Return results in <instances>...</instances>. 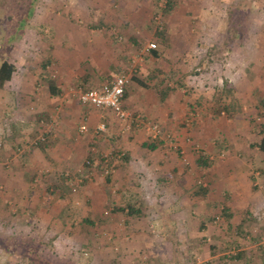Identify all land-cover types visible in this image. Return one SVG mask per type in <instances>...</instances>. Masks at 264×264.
<instances>
[{"label": "rangeland", "instance_id": "obj_1", "mask_svg": "<svg viewBox=\"0 0 264 264\" xmlns=\"http://www.w3.org/2000/svg\"><path fill=\"white\" fill-rule=\"evenodd\" d=\"M166 1L0 0V53L17 67L0 89V264L263 263L264 0H177L164 15ZM129 2L143 20L134 38L117 21ZM95 36L122 65L89 87L121 73L148 86L141 111L124 105L129 129L83 106L59 63ZM153 42L158 55L139 56ZM56 83L71 89L56 94ZM63 118L74 140L91 141L90 165L85 150L76 166L56 161L54 139L70 138ZM129 202L141 215H126Z\"/></svg>", "mask_w": 264, "mask_h": 264}, {"label": "crops", "instance_id": "obj_2", "mask_svg": "<svg viewBox=\"0 0 264 264\" xmlns=\"http://www.w3.org/2000/svg\"><path fill=\"white\" fill-rule=\"evenodd\" d=\"M131 4H124V7H127L128 10L125 11L124 14L121 15V17L117 18V21H121L122 23H124L123 25H121L120 27V31L124 32L125 31H129V37H136L137 35H139L140 30L139 28H137V26L141 23H143V20L137 18V16H135V13L132 14V6H135L134 3L135 2H129ZM112 23H115L113 21H111ZM95 23V22H94ZM147 22H145L144 27H146ZM86 42H88L90 44L89 47H85V51L84 53L82 52H78V56H75V58L72 56L69 59L64 58L59 60L60 65L63 67V71L64 73L67 75L66 77L70 78L72 82L75 83H79V85H82V88H87L91 85H100V81L102 79V75L108 76L109 73H112V71L114 69L119 68L118 66H121L122 63L121 62H116L117 58L114 56V49L113 47L109 46L107 44V40L105 41V39L103 38V36H95L94 38H85ZM88 44V45H89ZM119 54H117L118 56ZM124 55V54H123ZM92 56V57H91ZM102 60V61H99ZM86 61V66H84V62ZM62 62H64L63 66ZM70 64H66V63ZM81 83V84H80ZM66 87V88H65ZM71 89V86H65L63 85L60 86V84L56 83L54 84V89L53 88H49L50 90L52 89V91L54 93H58V94H63L62 91H65L67 93V89L68 88ZM139 83L138 81H136L134 78L132 79V81L130 82V84L127 87V94L126 97L124 99V105L127 104L129 107H131L133 110L136 111H141V107L139 104L141 102L140 96L141 94H143L142 92H140L139 89ZM70 93L68 92V103L70 101L69 96ZM65 96V98H67ZM96 113L97 114H92L93 116H95L96 118H99L102 120L103 116V112L102 111H98V109ZM68 116V115H67ZM105 118V117H104ZM67 121V123H66ZM64 123V124H63ZM63 127H67V125H70L69 121L63 118ZM60 128L61 133L66 134L68 137L70 138H63L62 134L61 137L63 138L62 140L58 139H54V143H52V145H54L53 147V153H54V157L56 159V161L58 160H62L64 166H76L78 164V159H79V155L78 153L80 152L81 154V158L84 157V150L86 153H91L90 151H93L94 147H92V143H90L89 141H87V143H83V142H79L78 140H74L71 135H70V128ZM140 135L142 136V132H140ZM139 135V134H138ZM138 140V136H135V138H133V143L136 144ZM131 144L129 142H123V144L125 145V147H127V149L130 150H126V152H123V155L126 153L125 157V161H129V155H131L133 153L134 149V144ZM144 147H147L148 149H151V147H149L152 144H149L148 142H146L145 140L142 142ZM132 145V147H131ZM90 149V150H89ZM55 151H61L63 153L62 154V158H58V156H56V152ZM129 154V155H128ZM87 155V154H86ZM129 159V160H128ZM130 163V162H129ZM126 164V163H125ZM119 165V164H118ZM264 264V261L263 263Z\"/></svg>", "mask_w": 264, "mask_h": 264}, {"label": "built area", "instance_id": "obj_3", "mask_svg": "<svg viewBox=\"0 0 264 264\" xmlns=\"http://www.w3.org/2000/svg\"><path fill=\"white\" fill-rule=\"evenodd\" d=\"M158 24L160 27L161 22H158ZM152 48H156V44L154 42L148 44L144 48V51L139 54V56H142L143 53L147 52ZM139 58L141 59V57ZM130 82V75L121 73L119 75H116L112 81L106 82L100 87H89L79 89L77 92H74V95L77 96L78 101L83 106H93L95 108L103 110H111L129 129L132 127L133 122L135 121L132 112H130L124 107L125 93ZM105 128L106 124L102 123L97 128L96 132L103 131ZM148 129L151 131L153 138L158 137L159 129L156 124H152L148 127ZM87 131L88 127L85 124L79 126V132L81 134H84ZM41 139L44 140V136ZM87 163L90 164V161L87 160ZM113 167V165L106 166L105 172L107 174L112 173L114 171ZM69 181L72 186L77 185L79 182L78 179L74 178H69Z\"/></svg>", "mask_w": 264, "mask_h": 264}, {"label": "trees", "instance_id": "obj_4", "mask_svg": "<svg viewBox=\"0 0 264 264\" xmlns=\"http://www.w3.org/2000/svg\"><path fill=\"white\" fill-rule=\"evenodd\" d=\"M176 6H177V0H167L164 8H162L163 9V14L164 15L170 14L171 12H173L175 10ZM32 9H33V7H32ZM156 24H157L156 25V31H157L158 38L162 39V40L166 39V37H167V32H166L167 31L166 30L167 29V23H164V21H163L160 24L161 25L160 27H159V24H158L157 21H156ZM156 48H157V44H156ZM156 48H152V49L148 50L147 52H149L153 56H157L158 55V51H157ZM4 53L5 52H3V51L0 53V89H4L6 87V85L9 82L12 81V79H13L16 71H17L16 65L12 61H10V59L8 58V55H6ZM134 79L136 81H138V83L140 85H142L144 87H148L145 82L139 80L138 78H134ZM53 86H54V84H51L52 88H53ZM161 93H162V98H164L165 95H166V91L164 90ZM126 94H127V89H126L125 97H126ZM262 104H263V102H262ZM149 147H151V149L152 148L154 149L156 147V145L152 144ZM262 147L264 148V145H262ZM88 159L90 161V164H91V161L94 162L95 159H94L92 153H89ZM198 161H203V162H200V163L205 164V162H209V157L201 155V158H199ZM90 164H88V165H90ZM201 189L204 190L203 188H201ZM137 205L138 204H133L131 202L128 203V205H127V207H128L127 209L128 210L126 212V215L128 217L141 215V211H142L141 205H139V206H137ZM121 210L125 211V208H122ZM224 212H225V210H224ZM26 255H28V254H23V256H26ZM229 257H231V256H229ZM233 258H239V256H234Z\"/></svg>", "mask_w": 264, "mask_h": 264}]
</instances>
